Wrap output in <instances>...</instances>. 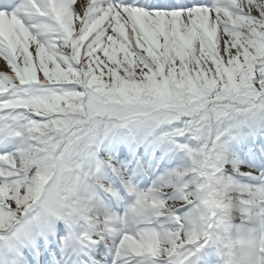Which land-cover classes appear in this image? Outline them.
Returning <instances> with one entry per match:
<instances>
[{"label": "snow or ice", "instance_id": "obj_1", "mask_svg": "<svg viewBox=\"0 0 264 264\" xmlns=\"http://www.w3.org/2000/svg\"><path fill=\"white\" fill-rule=\"evenodd\" d=\"M0 264H264V0H0Z\"/></svg>", "mask_w": 264, "mask_h": 264}, {"label": "rangeland", "instance_id": "obj_2", "mask_svg": "<svg viewBox=\"0 0 264 264\" xmlns=\"http://www.w3.org/2000/svg\"><path fill=\"white\" fill-rule=\"evenodd\" d=\"M0 61H2V58H0Z\"/></svg>", "mask_w": 264, "mask_h": 264}]
</instances>
